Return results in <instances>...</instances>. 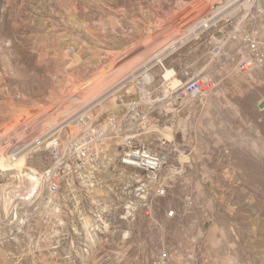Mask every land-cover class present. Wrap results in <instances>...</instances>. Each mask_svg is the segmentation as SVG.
I'll return each mask as SVG.
<instances>
[{
	"label": "rangeland",
	"instance_id": "rangeland-1",
	"mask_svg": "<svg viewBox=\"0 0 264 264\" xmlns=\"http://www.w3.org/2000/svg\"><path fill=\"white\" fill-rule=\"evenodd\" d=\"M243 2L0 0V264H264V68L222 79L165 130L182 170L153 218L127 185L142 178L134 170L66 174L57 195L40 181L54 144L123 113L136 97L127 89L145 84L139 100L157 99L165 69L209 70ZM169 209L179 216L167 219Z\"/></svg>",
	"mask_w": 264,
	"mask_h": 264
},
{
	"label": "built area",
	"instance_id": "built-area-1",
	"mask_svg": "<svg viewBox=\"0 0 264 264\" xmlns=\"http://www.w3.org/2000/svg\"><path fill=\"white\" fill-rule=\"evenodd\" d=\"M233 1L234 5L244 1L246 6L241 5L245 6V13L239 19L226 21L231 23L230 29L222 31L211 51L209 70L177 71L171 82L166 81L168 84L157 99L145 96L143 102L138 97H143L145 84L138 83L134 92L127 89L128 94L136 97L125 104L123 113L98 117L76 135L54 144L56 163L44 175L51 194L61 193L66 174L87 180L98 173V165L130 169L142 178L127 179V185L146 187V207H141L140 212L147 218L155 216V205L168 198L173 178L182 170V149L174 136L167 137L165 130L175 128L188 103L202 102L222 79L264 68V42H259V34H264V4L261 0ZM187 202L188 208L194 206L191 197ZM178 214L177 210L169 209L166 218L176 219ZM124 215L126 220L135 216ZM157 263L169 264L168 256L158 257Z\"/></svg>",
	"mask_w": 264,
	"mask_h": 264
},
{
	"label": "bare ground",
	"instance_id": "bare-ground-1",
	"mask_svg": "<svg viewBox=\"0 0 264 264\" xmlns=\"http://www.w3.org/2000/svg\"><path fill=\"white\" fill-rule=\"evenodd\" d=\"M217 15L218 14L215 15L214 19L212 18L211 20H205L202 24H200L197 28H195L188 36H185L183 39H181V41L179 42L178 45L179 46L184 45L192 37H194L195 35H197L201 31H203L204 29L209 28L211 23L214 24L216 22ZM259 42H264V34H259ZM158 62L161 63L162 59H158ZM174 76H175V70H173V69H165V74L163 76L165 81H172ZM185 158H187V157H185ZM14 159H15V156L11 160H14ZM8 164H10L9 160H8ZM106 167H107V165H98V171L103 169V168H106ZM30 179H32V178H30ZM34 179L35 178H33L32 180H34ZM37 180H39V179H37ZM40 181L45 184V176H43ZM130 190H131V193H133L134 196L136 195L137 197H139V199L143 203L147 201L146 187H142L141 185H138L136 187L130 188ZM128 214H131V212H129Z\"/></svg>",
	"mask_w": 264,
	"mask_h": 264
},
{
	"label": "crops",
	"instance_id": "crops-1",
	"mask_svg": "<svg viewBox=\"0 0 264 264\" xmlns=\"http://www.w3.org/2000/svg\"><path fill=\"white\" fill-rule=\"evenodd\" d=\"M181 46H179V45H175V46H173L171 49H169L168 51H166V52H164V53H161L160 55H158L156 58H155V60L152 62V65L153 64H156V63H159L158 62V59H164L168 54H170V53H172L173 51H175V50H177L178 48H180ZM207 54H203L202 56H200V57H197V58H192V59H190V60H187V63H189L192 67H194L195 66V64H196V62H199V61H202L203 60V58H204V56H206ZM188 67V66H187ZM182 69V68H181ZM177 71H179V69H177ZM188 145L186 144V147H187ZM188 147H190V146H188ZM190 148H192L193 150L195 149L196 150V147H190ZM191 150V149H190ZM187 151H189V149H187Z\"/></svg>",
	"mask_w": 264,
	"mask_h": 264
}]
</instances>
